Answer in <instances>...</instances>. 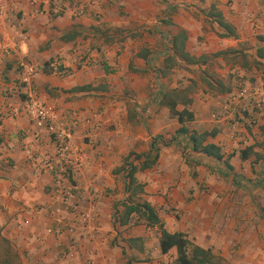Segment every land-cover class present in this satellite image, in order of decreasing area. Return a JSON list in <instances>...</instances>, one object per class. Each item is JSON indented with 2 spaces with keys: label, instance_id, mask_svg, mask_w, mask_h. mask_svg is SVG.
<instances>
[{
  "label": "crops",
  "instance_id": "1",
  "mask_svg": "<svg viewBox=\"0 0 264 264\" xmlns=\"http://www.w3.org/2000/svg\"><path fill=\"white\" fill-rule=\"evenodd\" d=\"M87 2L64 0L57 14L38 12L31 0H0V241L22 264H175V248L161 253L156 227L114 223L127 197L125 158L154 146L156 162L135 178L140 200L164 228L224 264H264V0H97L101 18ZM179 30L200 60L176 57L168 68L170 37ZM28 65L35 72L24 84ZM173 88L187 89L190 103L176 109L186 107L193 120L171 114L164 94ZM28 89L57 109L71 143L88 155L70 181V203L93 208L98 231L77 233L72 256L65 239L45 230L67 216L55 212L62 203L54 175L26 158V147L41 161L55 155L52 136L22 109ZM96 113L94 129L84 118ZM182 125L216 130L207 141L221 147L231 169L193 151L187 134L176 133ZM130 237L141 240L129 246Z\"/></svg>",
  "mask_w": 264,
  "mask_h": 264
},
{
  "label": "trees",
  "instance_id": "2",
  "mask_svg": "<svg viewBox=\"0 0 264 264\" xmlns=\"http://www.w3.org/2000/svg\"><path fill=\"white\" fill-rule=\"evenodd\" d=\"M213 19L219 24V26L224 27L228 30L230 34H233L229 24L225 23L219 13H215L211 10L209 13ZM167 21H165L166 23ZM186 39L187 35L184 30H179L177 33L171 35L170 37V48L172 49V54L167 56L165 59V66L170 68L174 65L175 58L178 57L182 59L187 64H194L199 62V58L190 55L186 50ZM260 40L264 41V37ZM260 53V51H259ZM264 56V55H263ZM89 86H82L80 88L86 89ZM164 99L166 105L172 115L176 116L180 123L185 121L193 120V112L188 110L186 107L182 110H177V104L181 103L185 106L191 101V98L187 96V89L173 88L165 92ZM177 134H187L191 148L193 151L203 153L204 155L216 159L218 161H223L225 165L231 169V165L224 159L221 147L213 142H208V137H213L216 130H204L197 131L195 129H189L188 127L182 125L176 130ZM247 148L241 152V158H245L248 150ZM129 154L121 166V169L125 171V191L127 197L117 204H121L122 209L115 210L114 223L119 226L129 223L132 219H135L137 223H144L145 225L156 227L160 233L159 236V249L161 253H167L170 249L175 248L176 258L175 264H219V259L211 252L210 249L202 248L193 242H191L187 236L182 232H170L164 228V223L158 216L155 208L150 205L147 201H141L140 193L143 191V186L141 183L137 182L135 178V173L138 169H145L151 167L157 160V148L152 146L151 151L146 154H135L133 159H130ZM134 159H139L141 161L139 167L133 164ZM115 204V206H117ZM141 238H128L127 243L132 246L134 242L140 241ZM5 243L6 241L3 240ZM7 244V243H6ZM10 246L7 244V248ZM8 252V251H6ZM14 256L18 257L14 252ZM137 261V260H133ZM8 258L4 259V264H8ZM132 260H128L126 264H131Z\"/></svg>",
  "mask_w": 264,
  "mask_h": 264
},
{
  "label": "built area",
  "instance_id": "3",
  "mask_svg": "<svg viewBox=\"0 0 264 264\" xmlns=\"http://www.w3.org/2000/svg\"><path fill=\"white\" fill-rule=\"evenodd\" d=\"M33 4L37 6V11L42 13L51 11L53 13H61L64 9V0H50L47 8L42 1L31 0ZM72 1V0H68ZM78 1V0H73ZM97 0H88L87 4L90 12L96 18H101V11L96 7ZM85 4V3H84ZM35 72V67L28 65L24 68V74L21 77V82L27 84L31 76ZM248 90L243 88L240 91L241 96H245ZM262 100L257 101L256 105L260 106ZM22 109L27 113L35 117L36 124L42 126L52 136L55 144V155L52 158H48L45 161H41L37 158L34 151L30 147L25 148L26 158L34 167H41L46 171H50L54 175V181L58 188L59 198L61 200V208L55 209L57 214L65 211L67 216L65 219L59 218L58 225L56 227H46L47 233L52 234L57 239H65L66 255L72 256L74 251V236L77 233H82L87 237H92L98 231V221L96 215L92 209L78 210L77 207L70 203V199L74 196L72 190L74 186L70 181L73 180L74 175L79 168L87 163L88 155L84 152L81 146L73 145L71 143V132L67 126L65 119L59 115L57 109L53 106L46 105L43 101L38 99L33 93L32 89H28V99L24 102ZM97 113L92 114L84 118V122L93 125L96 129ZM215 117V115H213ZM73 124L78 123V119L72 120ZM42 208H37V213Z\"/></svg>",
  "mask_w": 264,
  "mask_h": 264
},
{
  "label": "rangeland",
  "instance_id": "4",
  "mask_svg": "<svg viewBox=\"0 0 264 264\" xmlns=\"http://www.w3.org/2000/svg\"><path fill=\"white\" fill-rule=\"evenodd\" d=\"M5 258H8L9 260L8 264H22V260L19 257L14 256L13 249L11 248L8 249L7 244L4 241H0V264H4ZM219 264H224V263L219 260Z\"/></svg>",
  "mask_w": 264,
  "mask_h": 264
}]
</instances>
